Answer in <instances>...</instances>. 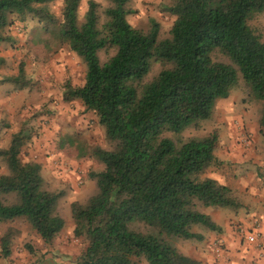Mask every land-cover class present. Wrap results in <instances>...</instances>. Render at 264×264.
Listing matches in <instances>:
<instances>
[{"label":"trees","instance_id":"obj_1","mask_svg":"<svg viewBox=\"0 0 264 264\" xmlns=\"http://www.w3.org/2000/svg\"><path fill=\"white\" fill-rule=\"evenodd\" d=\"M54 1L0 0V44L12 40L10 30H23L27 18L58 29L85 66L83 84L66 83L62 99H79L95 113L110 149L93 150L102 165L89 173L95 193L69 205L73 234L87 243L73 262L51 264H201L173 243L202 239L192 231L196 226L220 229L201 207L237 210L240 204L227 186L198 178L216 159L215 132L179 145L166 134L209 118L239 75L262 102L257 125L264 139V41L248 26L250 14L264 11V0H170L175 19L166 37L154 19L147 30L128 23L130 0H104L101 11L96 0H87L82 21L80 0H63L58 20L48 7ZM100 50L112 54L100 62ZM217 53L228 62L215 60ZM23 73L19 62L13 82ZM28 139L19 129L0 149L7 170L0 175V223L23 218L49 246L65 226L56 209L62 194L46 187L38 161L22 159ZM13 232L0 238L2 258L10 255Z\"/></svg>","mask_w":264,"mask_h":264},{"label":"rangeland","instance_id":"obj_2","mask_svg":"<svg viewBox=\"0 0 264 264\" xmlns=\"http://www.w3.org/2000/svg\"><path fill=\"white\" fill-rule=\"evenodd\" d=\"M96 1L101 11L106 2ZM62 2L63 0H56L48 5L50 12L57 20L60 19ZM170 3V0H130L131 14L126 16L127 21L133 28L147 30L150 27V20L154 19L159 24L160 37H166L175 19L167 10ZM86 7L87 0H80L76 11L77 20L82 21ZM23 24L25 25L23 30L9 31L12 40L0 44V149H6L12 133L21 129L29 135V139L22 146V159L39 161L42 157L47 158L51 153L49 149L53 147L54 150H66L68 157L77 162L78 166L84 165V171L78 170L79 167H76V171L66 170L70 180L65 182L60 178V174L55 177L52 175L50 179L42 171L46 187L62 194L56 202V209L57 214L65 220V226L53 243L46 246L25 219L17 218L12 222L0 223V238L8 229L14 231L10 255L7 258L0 256V264L68 263L77 258L87 243L84 236L76 238L73 234L74 223L69 205L72 202L84 203L89 195L95 193V185L89 173L100 170L102 165L93 154V150L95 147L110 149V145L104 140L102 128L96 123L94 119L96 115L91 110H79L81 114L86 115V119L78 135L75 131L70 133L64 131V125H69L70 122L67 120L64 125L60 123L57 115L61 113L57 111L55 102L59 100L57 97L62 98L63 86L66 83L72 86L83 84L85 66L76 53L69 51L67 45L60 41L58 29L43 28L39 22L30 18L21 22V25ZM248 26L264 41V11L250 14ZM98 54L99 61L103 62L112 53L100 50ZM213 58L228 62L218 53ZM19 62L23 66V77L18 82H13ZM157 69L158 64L152 65L150 75H153ZM237 77L236 87L227 97L216 101L209 118L196 121L193 126H187L179 134L167 133L166 135L179 145L189 139L200 140L215 132L217 141L222 140L228 143L230 137L234 136L237 143L247 144L241 147L246 153L247 150H250L249 153H255L254 133L264 145V139L259 135L257 125L261 116L262 102L255 99L239 75ZM73 108H76L75 104ZM66 112L70 113V111ZM88 130L94 132L90 138L82 135ZM67 139L71 140V147L67 145ZM44 147L46 149L41 151ZM73 149L75 152L71 153ZM63 162L65 166L70 167L67 161V163ZM210 166L212 170L220 169L221 163L216 159ZM6 172L5 164L0 159V175ZM73 173L76 174L75 177L72 176ZM208 174L209 167L198 176L199 180H203ZM243 186L247 187L244 183ZM241 201L249 202V194L245 195ZM216 208L220 207L203 206L200 210L202 209L201 213L204 214V212H213ZM222 210L219 215L230 209L225 207ZM246 211L250 210L242 209L241 213L245 214ZM197 228L204 230L196 226L192 228V231H197ZM139 229L143 230L144 227L141 225ZM180 243L189 242L177 241L173 243V246L179 249ZM25 244L31 246V252ZM143 263L147 264L145 260Z\"/></svg>","mask_w":264,"mask_h":264},{"label":"crops","instance_id":"obj_3","mask_svg":"<svg viewBox=\"0 0 264 264\" xmlns=\"http://www.w3.org/2000/svg\"><path fill=\"white\" fill-rule=\"evenodd\" d=\"M57 99L59 100L55 102V105L57 111L61 113L57 115L58 120L63 125L67 120L70 122L69 125H64V131L69 133L75 131V134L78 135L79 131H82L80 127L83 126L86 119V115L81 114L79 110L84 111L86 110L85 107L79 99L71 102H64L61 97H57ZM74 104L76 105L75 109L73 108ZM66 111H70V113ZM96 118H94L95 121ZM93 133V131L88 130L83 132L82 135L90 138ZM254 140L255 153H249L250 150H247L246 153L241 147L247 144L237 143L234 136L230 137L228 143L218 140L219 143L214 154L215 158L221 163V168L212 170L209 166V174L206 177L227 186L239 202L240 207L237 210L229 208L228 212L221 215L219 214L225 207L216 208L213 212H204L213 219L220 229L213 231L197 228L198 230L194 232L202 235V239L177 240L189 242L178 244L179 249L177 250L179 253L201 264H264V145L255 133ZM67 141V145L70 146L71 140L67 139ZM45 149V147L41 148V151ZM49 150L51 151L50 154L48 153L50 156L47 158L42 157L38 161L42 166V171L49 178L52 175L55 177V175L60 174V178L65 182L70 180V175L66 170L73 169L76 171V167H79L78 170L84 171V165L78 166L77 162L68 157L66 150H54L53 147ZM70 152L74 153L75 149ZM63 161H67L70 167L65 166ZM101 168L102 166H100ZM72 176L75 177L76 174L73 173ZM243 183L247 187H244ZM248 194L250 201H241ZM242 209H249L250 211L243 214L241 213ZM200 211L202 212V209ZM245 233H257L261 236L263 249L258 250L253 244L249 243L246 240ZM141 264H144L143 261Z\"/></svg>","mask_w":264,"mask_h":264},{"label":"built area","instance_id":"obj_4","mask_svg":"<svg viewBox=\"0 0 264 264\" xmlns=\"http://www.w3.org/2000/svg\"><path fill=\"white\" fill-rule=\"evenodd\" d=\"M246 240L258 250H262L263 241L257 233H245Z\"/></svg>","mask_w":264,"mask_h":264}]
</instances>
